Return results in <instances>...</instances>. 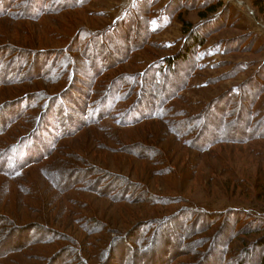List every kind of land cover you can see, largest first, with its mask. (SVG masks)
I'll return each mask as SVG.
<instances>
[{"label":"rangeland","instance_id":"1","mask_svg":"<svg viewBox=\"0 0 264 264\" xmlns=\"http://www.w3.org/2000/svg\"><path fill=\"white\" fill-rule=\"evenodd\" d=\"M261 4L0 0V264H262Z\"/></svg>","mask_w":264,"mask_h":264},{"label":"trees","instance_id":"2","mask_svg":"<svg viewBox=\"0 0 264 264\" xmlns=\"http://www.w3.org/2000/svg\"><path fill=\"white\" fill-rule=\"evenodd\" d=\"M255 1V6L257 7V6H262V2H264V0H254ZM221 7V4H219L218 6H210L209 8H208V11H207V13H204V12H202V13H200V16L201 17H206L208 14H210V13H213V12H216L217 10H218V7ZM182 21V23H183V25L185 26V32H187L186 31V29H189V27H190V24L188 23V22H186V21H184V20H181ZM142 32H145V30H141ZM189 41H190V43H189ZM187 47L186 48H184L183 50L184 51H182V52H180V54L179 55H177L176 57H175V60L174 59H168V60H166V62H163V65L164 66H159V70L161 71V72H163V71H166V70H169L170 72L171 71H173V67H172V65H173V63H175L176 61V63H180V62H182V63H187V56L190 54V53H193V47L195 46V45H197V46H200V47H202L203 46V38H201V37H199L198 35H195L193 32L192 33H190V35H189V37H188V40H187ZM60 68H54L53 70L52 69H50L48 72L50 73V75H52L53 76V78H51L52 80H53V82H55V83H58L59 81H60V78L62 77V75H63V73L61 74V71L59 70ZM52 70V71H51ZM161 86H159V88H160ZM160 94V93H159ZM237 116V115H236ZM144 117H146L145 115H143V117L142 118H144ZM142 118H140V119H142ZM139 120V119H138ZM238 121L241 123V118H240V115H239V119H238ZM209 123V122H208ZM211 123H213V121H211ZM196 128H201L203 131H205V132H209L210 130H209V124H207V126L206 127H204V126H201V125H199V124H197V125H195V129ZM247 128L245 129L244 127H243V124L241 123V128H238V129H235V128H232V130H230V132H228V136L226 135V138H232V139H236V138H239L240 136H241V134H244V133H246L247 132ZM184 135H187V132L185 131L184 132ZM213 137H215V136H213ZM216 138V137H215ZM201 139H203V138H200V140ZM205 139V138H204ZM203 139V140H204ZM43 140V139H42ZM198 140H199V138H198ZM40 141H41V139H40ZM7 144L8 143H3V146H7ZM45 144V143H44ZM45 145H47V144H45ZM15 170V168H14V166H11V165H9L8 166V169L6 170V171H14ZM18 176V173L17 174H14V175H12L11 177H13V178H15V177H17ZM264 258V257H263ZM263 258H261V262L264 260ZM262 264H264V262L262 263Z\"/></svg>","mask_w":264,"mask_h":264}]
</instances>
